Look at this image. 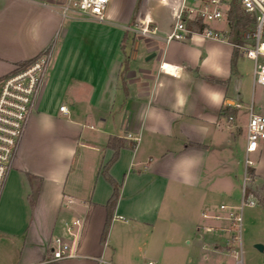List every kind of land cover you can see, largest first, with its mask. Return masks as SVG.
<instances>
[{
  "label": "crops",
  "instance_id": "crops-1",
  "mask_svg": "<svg viewBox=\"0 0 264 264\" xmlns=\"http://www.w3.org/2000/svg\"><path fill=\"white\" fill-rule=\"evenodd\" d=\"M66 3L0 0V77L45 51L48 57L0 194V264L41 262L53 237L61 233L63 222L81 216L84 225L87 217L82 221L85 214L81 209H86L85 213L101 209L106 214L112 188L101 172L113 155L106 146L108 136L134 143L132 148L119 150L107 171L120 185L108 230L103 236L105 217L100 238L92 242L85 227L81 231V224L76 246L80 258L56 264H97L99 257L114 264H198L194 256L179 252L176 240L184 222L188 228L195 222L193 212L205 202V191L219 181L218 161L214 163L212 155L217 146L238 154L239 172L222 176L229 180L222 185L231 202L240 198L239 184L242 188L246 176V189L252 192L247 198L260 207L253 223L263 227L264 139L253 152L246 153L245 147L247 110L252 106L253 112L256 108L264 117V100L260 98L264 87L252 82V91L258 86V98L252 95L249 103L242 105L236 62L234 73L230 70L233 45L228 40H205L204 47L215 45L224 53L226 72L216 77L193 60L191 36L165 42L171 10L160 0H108L103 23L65 11ZM117 4L118 14L111 15ZM137 23L151 30L149 37L137 35ZM227 31L221 33L226 37ZM124 64L127 70L121 79ZM207 88L223 93L219 107L212 106L203 94ZM60 106L66 113L59 111ZM145 107L161 111L167 128L160 125L153 132L151 122L139 120ZM200 125L209 127L208 135L198 131ZM239 137L243 139L240 146ZM243 155L245 161L241 162ZM184 156L199 160L191 184L183 183L173 170V164ZM248 156L252 162L248 160L246 166ZM28 175L40 179L32 204L29 196L34 188ZM180 200L185 206L184 217L179 214ZM202 217L219 220L205 211ZM204 230L213 248L222 250L216 240L229 230L218 223ZM203 237L196 232L198 241ZM234 238V234L229 237ZM185 243L190 244L188 240ZM262 255L250 252L247 264H264Z\"/></svg>",
  "mask_w": 264,
  "mask_h": 264
},
{
  "label": "built area",
  "instance_id": "built-area-1",
  "mask_svg": "<svg viewBox=\"0 0 264 264\" xmlns=\"http://www.w3.org/2000/svg\"><path fill=\"white\" fill-rule=\"evenodd\" d=\"M171 10V28L165 42L185 40L192 33H206V40L227 42V38L215 27L219 21H226L227 0H160ZM108 0H67L65 11L73 10L88 20L98 23L105 21ZM241 9L252 15L255 21L252 34V45L241 47L233 45L240 53L252 62L253 85L264 87V0H239ZM200 25H203L200 28ZM141 35H148L147 27L135 24ZM46 54L39 55L24 66H17L12 72L0 77V194L6 177L11 169L17 145L23 134L24 126L32 112L35 98L39 90L43 73L47 66ZM59 111L66 113L64 106ZM264 139V117L254 113L252 106L247 110L246 153L253 152L259 141ZM246 165H250L248 159ZM247 177L242 184V194L246 190ZM245 198V197H244ZM253 206L255 202L249 198L241 200L242 207ZM235 222L241 217L234 216ZM81 219L75 218L62 224V231L53 237L48 255L35 264H56L64 260L80 258L77 254V238L81 227ZM97 264H114L103 257L95 259ZM147 264H156L148 262ZM235 264H241L240 259Z\"/></svg>",
  "mask_w": 264,
  "mask_h": 264
},
{
  "label": "rangeland",
  "instance_id": "rangeland-1",
  "mask_svg": "<svg viewBox=\"0 0 264 264\" xmlns=\"http://www.w3.org/2000/svg\"><path fill=\"white\" fill-rule=\"evenodd\" d=\"M226 21H219L214 24H211V26L215 27L219 32L228 30L226 26ZM151 31V30H148ZM137 35H141L138 30L135 31ZM151 32H149L148 36ZM263 34H264V28H263ZM136 36V34H135ZM143 36V35H142ZM262 41H264V35L262 36ZM238 57L236 61V68L238 72V77L241 79L240 87H241V101L242 105H245L246 103H249L252 95L255 97V99L258 98V86L255 87L254 91H252V62L247 60L242 54ZM264 100V93H261L260 95ZM257 103V101H256ZM255 103V105H256ZM264 104V103H263ZM254 113H256V108L254 110ZM243 142L242 138L237 139V144L240 146ZM218 150H214L212 152L214 163L218 161L219 165V181H216V183L213 185V187L209 190V192L205 191V202L198 204V206L195 208L193 214H195L194 217V223L190 226V228L194 232H190L185 222L183 223V226L180 227L178 232V238H177V248L182 255H189L194 256L193 259L198 264H234L236 259L241 260V264H247L250 260L249 253L255 252L254 245L255 244H261L264 246V226H256L255 220L257 219V213L260 212V207L257 205H254L252 207L244 205L242 209L240 210V204H241V194H242V188L239 184L238 194L239 197L237 200L233 199V202H231L230 195H228V189L225 185H222V182H229L228 179H224L222 176L225 172H239L240 165L237 164V158L238 155L236 151L234 150H226L222 149V146H217ZM237 154V155H236ZM241 162L245 161L244 155L241 157ZM248 160L252 162V157L248 156ZM243 165V164H242ZM253 165V164H252ZM247 166V165H246ZM242 169V166H241ZM235 170V171H234ZM250 170V169H249ZM235 174V173H234ZM233 174V176H235ZM69 180L72 181L70 178ZM224 180V181H223ZM79 187H83L82 182L79 184ZM83 189V188H82ZM235 192V190H233ZM230 192V193H233ZM206 200H208L206 202ZM182 200L179 201V211L180 215L184 217V209L185 206L182 205ZM224 206V210H221L220 206ZM82 212L85 214V216H82L85 220V217H87V227L82 224V228L85 227L87 234L86 237H88L89 241L98 240L101 236L103 224L105 221V211H102L101 209L94 210L93 213L86 212V209H81ZM207 213L208 216H218L219 220H209L204 219L202 217V213ZM235 213V214H234ZM240 216L241 220L240 222H235L234 226L232 225L231 221L234 222L233 217L234 215ZM186 216V215H185ZM81 217V216H80ZM79 217V218H80ZM210 217V218H211ZM226 218H229L230 220H226ZM193 219V216H192ZM211 223H218L222 227L225 226V229L229 230V233L226 231L224 233H221L222 237H219V239L216 240L218 244H220V249L222 247V250H216L213 248V246L210 244L209 240H207V232H205L204 228L209 226ZM200 227H203V229L200 230ZM199 229V230H198ZM200 231L203 237L202 240H197L195 238L196 232ZM234 234L235 238L229 239V237H232ZM207 237V238H206ZM259 239V240H257ZM188 240L190 242L189 245H186L185 241ZM230 240V244L227 245L226 243ZM229 247H227V246ZM226 247L228 249H226ZM197 248V249H196ZM255 250V251H254ZM258 252V251H257ZM196 253V255H195ZM264 256V255H262ZM204 257H207L206 259ZM264 259V257H263Z\"/></svg>",
  "mask_w": 264,
  "mask_h": 264
},
{
  "label": "trees",
  "instance_id": "trees-1",
  "mask_svg": "<svg viewBox=\"0 0 264 264\" xmlns=\"http://www.w3.org/2000/svg\"><path fill=\"white\" fill-rule=\"evenodd\" d=\"M227 6H228V10L226 13V23H227L228 31H227L226 37H227L228 42L231 43L232 45H239L241 47H250L253 43L252 34L254 32V25H255V21H254L253 16L244 12L241 9V7L239 5V0H227ZM202 26L203 25H200V28ZM238 52H239V50L237 48L233 47V52H232L231 62H230L231 73H234L235 62H236V59L238 56ZM46 53H47V51H45L43 54H46ZM33 59L18 63V64H16V67L17 66H24V65L28 64ZM126 70H127L126 64H124L123 69H122V73L120 74L121 79L124 77V73ZM106 146L113 150V155H112L111 159L103 167L101 174H102L103 178L105 179V181H107L109 183V185L111 186L112 194H111L109 200L107 201V203L105 205L106 221H105L104 228H103V236H105V234L108 230L109 223H110L113 211H114V207H115L117 199L119 197V189H120V185H118L109 176L107 171H108V168L111 166V164L116 161V159L118 157L119 150L121 148H124V147L132 148L134 146V143L131 141H127L124 138H119V137H115V136H108ZM247 172H248L249 177L252 178L253 172L251 170H249ZM27 177H28L29 182L31 183V185H33V188H34L32 194L29 196V200L32 204L33 199H34V197L38 191L40 179L33 177V176H30V175H28ZM248 193H252L249 188H247L245 190V193H244L245 198H247ZM255 195L259 196L258 193L257 194L255 193ZM261 199H262V197H261Z\"/></svg>",
  "mask_w": 264,
  "mask_h": 264
},
{
  "label": "clouds",
  "instance_id": "clouds-1",
  "mask_svg": "<svg viewBox=\"0 0 264 264\" xmlns=\"http://www.w3.org/2000/svg\"><path fill=\"white\" fill-rule=\"evenodd\" d=\"M118 12L119 5L117 4L111 9V15H117ZM206 38V33H192L190 42L194 47L192 49L191 56L201 68H205L207 70L208 74L216 77H222L226 72L222 64V58L224 55L223 50L215 45L204 47ZM202 47L204 48L203 52L201 51ZM201 56H203V59H200ZM203 94L210 102V104L214 107H219L221 102L223 101V93L218 90L207 88L203 90ZM177 95H180L179 90H177ZM138 119L142 122H151V130L153 132H155L157 130V127L160 125H163L165 128H167L164 114L155 108L145 107V109L139 113ZM211 122L212 121L209 120V123ZM198 131L202 135L206 136L208 135L210 129L207 125H200ZM198 163L199 160L197 157L184 156L179 158L173 164V170L182 179L183 183L191 184L194 180L192 170L198 165Z\"/></svg>",
  "mask_w": 264,
  "mask_h": 264
},
{
  "label": "water",
  "instance_id": "water-1",
  "mask_svg": "<svg viewBox=\"0 0 264 264\" xmlns=\"http://www.w3.org/2000/svg\"><path fill=\"white\" fill-rule=\"evenodd\" d=\"M255 250H257L259 253H264V246L261 244H255L254 245Z\"/></svg>",
  "mask_w": 264,
  "mask_h": 264
},
{
  "label": "snow or ice",
  "instance_id": "snow-or-ice-1",
  "mask_svg": "<svg viewBox=\"0 0 264 264\" xmlns=\"http://www.w3.org/2000/svg\"><path fill=\"white\" fill-rule=\"evenodd\" d=\"M165 67L167 68L168 66H167V65H165Z\"/></svg>",
  "mask_w": 264,
  "mask_h": 264
}]
</instances>
